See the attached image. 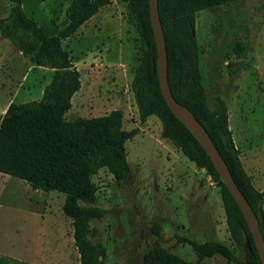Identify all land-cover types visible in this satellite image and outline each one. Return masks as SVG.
<instances>
[{
    "label": "rangeland",
    "instance_id": "1",
    "mask_svg": "<svg viewBox=\"0 0 264 264\" xmlns=\"http://www.w3.org/2000/svg\"><path fill=\"white\" fill-rule=\"evenodd\" d=\"M71 1L23 0L22 7L52 35L68 23L66 9ZM15 4L0 0V18L10 21ZM103 14L108 15L103 25L95 26L92 19L62 42L82 81L74 109L66 118L102 116L122 109L124 128H139L126 143L131 165L128 181L117 182L107 169L93 177L98 185L96 205L105 210L102 218L90 223L92 240L106 248L101 264H141L145 253L157 245L196 261L192 246L178 235L199 242L218 238L238 259L246 260L250 252L231 238L217 183L163 138L157 116L144 123L140 120L131 89L142 56L133 16L122 0H111ZM196 32L209 104L214 105L216 96L227 102L243 165L255 187H264V0H234L199 11ZM238 42L246 47L243 54L233 51ZM232 64L238 69L234 76L229 72ZM52 76V69L35 66L0 33V113L9 100L41 99ZM4 175L0 176V250L28 260L27 247L37 244L43 234H51V221H43L40 215L60 217L65 195L34 189L24 179ZM214 218L218 231L212 230ZM65 225V240L71 241L70 227ZM66 248L67 254L54 255L52 264H80L75 242H67ZM200 264L235 263L217 255Z\"/></svg>",
    "mask_w": 264,
    "mask_h": 264
},
{
    "label": "trees",
    "instance_id": "2",
    "mask_svg": "<svg viewBox=\"0 0 264 264\" xmlns=\"http://www.w3.org/2000/svg\"><path fill=\"white\" fill-rule=\"evenodd\" d=\"M11 1L16 3L12 19L0 18L2 38L11 40L35 66L52 69L53 76L41 99L11 102L0 115V173L24 179L34 189L63 193V212L72 219L80 264H101L106 257V248L92 240L90 223L102 218L105 210L96 205L98 185L93 177L101 169H107L117 182L128 181L131 165L126 143L139 133V128H124L122 109L102 116L66 118L82 81L79 69L62 42L111 0H72L66 9L68 23L52 35L27 16L22 7L23 0ZM122 1L133 16L142 51L131 82L141 122H146L152 115L157 116L162 124L163 138L170 140L198 168L210 174L220 187L232 240L239 247L247 246L250 252L246 260H240L223 242L212 239L199 242L178 235L181 242L192 246L196 261L157 245L145 253L141 264H200L217 255L235 264H262L251 229L237 201L208 153L164 99L149 0ZM231 1L234 0H159L167 41L168 77L175 98L188 106L208 130L237 185L257 214L264 233V189L255 187L243 165L230 128L227 102L216 96L214 105L209 104L200 70L197 13ZM233 51L243 54L246 47L238 42ZM229 72L234 76L238 69L232 64ZM0 264H6L4 259Z\"/></svg>",
    "mask_w": 264,
    "mask_h": 264
},
{
    "label": "water",
    "instance_id": "3",
    "mask_svg": "<svg viewBox=\"0 0 264 264\" xmlns=\"http://www.w3.org/2000/svg\"><path fill=\"white\" fill-rule=\"evenodd\" d=\"M152 28L158 50V75L162 94L170 110L180 119L200 142L210 156L215 168L225 182L233 197L241 208L255 241L260 261L264 264V233L253 207L237 185L226 160L205 126L199 121L194 112L185 104L179 102L173 95L168 77V51L165 32L162 26L159 10V0H149Z\"/></svg>",
    "mask_w": 264,
    "mask_h": 264
},
{
    "label": "crops",
    "instance_id": "4",
    "mask_svg": "<svg viewBox=\"0 0 264 264\" xmlns=\"http://www.w3.org/2000/svg\"><path fill=\"white\" fill-rule=\"evenodd\" d=\"M107 6L108 5L102 7L98 13H96L91 19H89L81 27L85 26L92 19H93V24L95 26L103 25L104 20H106L108 18L107 14H103V10ZM80 28L75 33H77L80 30ZM79 91L72 98V108L70 110L74 109L75 99H76ZM43 92H44V90H43ZM10 103H11V100L6 102L5 107H3V110L0 114H3L7 110ZM6 175H8V174H6ZM0 176L2 177L5 175L3 173H0ZM258 189L263 190L264 187H261ZM51 196H53V195H50V197ZM207 199H208V197H207ZM63 203H64V201L62 202V209H61L62 215L60 217L55 218L54 215H52V214H49V215L46 214L45 215V213H42L40 215L43 221H46V220L51 221L52 230H51V234L50 233L49 234L47 233L45 235L43 234V236H42L43 238H41V240L39 239L37 244H35V245L32 244V247H27L26 252L30 255V259L27 260V258H18L16 256H13L12 253L11 254H3V252L0 250V263H1V260L4 259L6 264H52L51 261L53 260L54 255H56V254L66 255L67 254V248H66L67 242H69V245H70L71 242H75V240H74V236H73L74 229H73V225H72V219L70 217L66 216L65 213L63 212ZM65 223L68 224L70 227V230L72 233L71 234V241L69 239L65 240V238H66L65 237V227H66ZM211 226H212L213 231H215V230L218 231V221L215 218L213 219ZM212 240H216V241L221 242V240L218 238H212ZM50 250H52V251H50Z\"/></svg>",
    "mask_w": 264,
    "mask_h": 264
}]
</instances>
